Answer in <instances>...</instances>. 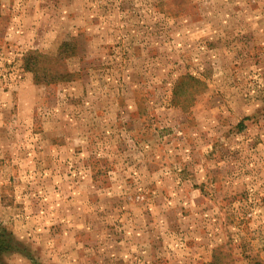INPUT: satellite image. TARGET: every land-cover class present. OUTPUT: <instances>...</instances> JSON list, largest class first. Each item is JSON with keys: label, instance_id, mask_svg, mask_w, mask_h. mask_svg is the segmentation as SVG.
Masks as SVG:
<instances>
[{"label": "rangeland", "instance_id": "rangeland-1", "mask_svg": "<svg viewBox=\"0 0 264 264\" xmlns=\"http://www.w3.org/2000/svg\"><path fill=\"white\" fill-rule=\"evenodd\" d=\"M4 233L0 264H264V0H0Z\"/></svg>", "mask_w": 264, "mask_h": 264}, {"label": "trees", "instance_id": "trees-1", "mask_svg": "<svg viewBox=\"0 0 264 264\" xmlns=\"http://www.w3.org/2000/svg\"><path fill=\"white\" fill-rule=\"evenodd\" d=\"M27 59V58H26ZM26 68L27 69H30L31 67L29 66V63H27V66H26ZM33 69V68H32ZM184 80H192L193 82H199V80H198V78L197 77H195L194 75H187V76H183V78H180V80H178V84H177V87L175 86V88H174V98L172 99V101H171V103H173L172 105H174V103H175V105H183L184 103H182V102H177L176 101V95L178 94V88L180 87V85L179 84H181V81H184ZM180 81V82H179ZM188 96H191V97H193L192 96V92H190V95H188ZM193 100V99H192ZM190 103H191V101H190ZM189 106V105H188ZM185 107H187V106H185ZM185 107H183V108H185ZM5 234V233H4ZM15 242V243H14ZM17 244V245H16ZM20 245V243L17 241V240H15V241H13L12 239H10V238H8V236L5 234V237L3 236V234H0V256H1V254H2V252H4V251H9V250H22L23 252H26L25 251V249H21L20 247L21 246H19ZM18 246V247H17Z\"/></svg>", "mask_w": 264, "mask_h": 264}, {"label": "crops", "instance_id": "crops-1", "mask_svg": "<svg viewBox=\"0 0 264 264\" xmlns=\"http://www.w3.org/2000/svg\"><path fill=\"white\" fill-rule=\"evenodd\" d=\"M240 124H243V123H240Z\"/></svg>", "mask_w": 264, "mask_h": 264}]
</instances>
